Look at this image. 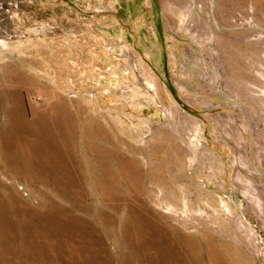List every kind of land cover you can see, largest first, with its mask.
Wrapping results in <instances>:
<instances>
[{
    "label": "rangeland",
    "instance_id": "1",
    "mask_svg": "<svg viewBox=\"0 0 264 264\" xmlns=\"http://www.w3.org/2000/svg\"><path fill=\"white\" fill-rule=\"evenodd\" d=\"M0 264H264V0H0Z\"/></svg>",
    "mask_w": 264,
    "mask_h": 264
},
{
    "label": "bare ground",
    "instance_id": "2",
    "mask_svg": "<svg viewBox=\"0 0 264 264\" xmlns=\"http://www.w3.org/2000/svg\"><path fill=\"white\" fill-rule=\"evenodd\" d=\"M9 104L10 106L7 107H13L15 109L18 107L17 100L15 101L12 100V102ZM15 109H10V111L7 113L8 119L11 121L10 130H12V126L14 124H18L16 121L23 120V114L21 110L19 109L16 112ZM48 122L53 124L58 129V130H54L53 135H51V132L48 128L49 127V125H47ZM68 123H70V118L66 110L64 108L63 109L58 108L55 105L53 106L50 112L46 114L45 113L34 114L33 118L29 120L27 119V121L23 124V126L19 127L18 129L28 133V135H30L29 137L35 141L31 143L28 140V144L26 145V150L28 152V155L35 156L40 151H45V150L47 151L51 150L52 155H54L55 148L51 138L59 137L60 139H66L67 134L68 133L70 134L71 130H68L67 132H63L62 125ZM58 151H62L63 154L68 155L69 153L68 145L60 141L58 145ZM51 158H48L49 161ZM140 229H141V223H138L136 226V230L139 231Z\"/></svg>",
    "mask_w": 264,
    "mask_h": 264
}]
</instances>
